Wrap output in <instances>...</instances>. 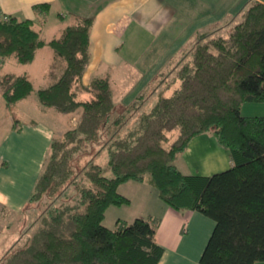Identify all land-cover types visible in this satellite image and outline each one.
Masks as SVG:
<instances>
[{"label":"trees","instance_id":"trees-1","mask_svg":"<svg viewBox=\"0 0 264 264\" xmlns=\"http://www.w3.org/2000/svg\"><path fill=\"white\" fill-rule=\"evenodd\" d=\"M34 10L47 13L49 3ZM92 21L75 16L59 36L44 40L32 19L0 11V61L29 63L49 46L63 66L35 90L38 103L62 113L81 109L75 124L51 139L27 198L43 199L32 231L0 264H159L156 218L117 219L113 228L102 223L108 206L130 202L117 190L127 180H145L178 212L197 210L214 220L201 264L264 261V115L240 112L243 102L264 101V0H249L236 18L198 33L149 92L120 105L107 76L82 82ZM0 90L12 108L34 87L26 74L4 73ZM208 131L228 150L230 166L210 175L182 173L175 157ZM93 143L106 149L110 175L93 160L76 170Z\"/></svg>","mask_w":264,"mask_h":264},{"label":"crops","instance_id":"crops-1","mask_svg":"<svg viewBox=\"0 0 264 264\" xmlns=\"http://www.w3.org/2000/svg\"><path fill=\"white\" fill-rule=\"evenodd\" d=\"M178 2L179 0H0V11L18 19H32L35 29L44 40L59 36L62 28L73 21V17L92 15L93 21L89 32L90 57L82 75V82L87 84L92 76L102 75L107 76L109 80L113 78L116 85L117 76L120 75L117 69L123 64L128 65L131 57L128 56L127 61L124 57L127 56L126 53L120 52L128 32L135 33L136 38L146 40L143 46L149 48L145 52L149 51L148 56L167 57L162 62L167 63L168 67L156 71L161 74L184 56L196 40L198 33L225 25L233 18L226 15L228 4L222 5L221 12L225 13L220 15L221 12L216 8L217 6L211 9L203 8L201 1L196 8L191 5L185 7L184 3ZM247 2L238 10V13ZM39 3H49L47 13L34 10V5ZM236 3L237 0L231 1V5ZM66 17L68 21L62 20ZM55 19H58V22H55ZM50 21L56 25L54 35L42 37L43 29ZM184 28L192 32L186 35L185 40L178 45L173 44L174 32L177 33ZM44 47L51 49L47 45L38 48L34 59L29 63L36 60ZM3 61L4 59L0 63ZM115 71H117L116 74ZM4 73L0 72V76ZM126 89L115 88V91L112 89L113 100L117 105L132 101L122 100ZM247 102L250 103L245 108L248 111L243 108L245 102L240 106L242 114L264 115V101ZM37 106L42 112L47 111L48 107H42L38 102ZM253 107H256L257 111L250 112ZM6 109L11 108L4 105L0 90V112L4 113ZM78 115V113H72L68 116V128L74 125L73 120H76ZM53 133V129L35 119H29L23 123L12 120L0 126V204L13 210L22 208L26 204L41 171L50 141L54 137ZM174 164L184 174L210 175L227 169L231 161L228 150L217 141L212 132L208 131L194 135L187 147L175 157ZM128 181H134L133 185L136 187H142L143 183L151 186L145 180H127L119 184L118 192L130 200L128 204L123 205L133 203V197L122 191V185ZM155 195L160 202L143 199L141 207L130 213V219L123 220L131 221L136 216L157 219L154 238L163 247L159 264H201L199 257L213 229L214 220L197 210L178 212L158 197L156 189ZM255 264H264V261H256Z\"/></svg>","mask_w":264,"mask_h":264},{"label":"rangeland","instance_id":"rangeland-1","mask_svg":"<svg viewBox=\"0 0 264 264\" xmlns=\"http://www.w3.org/2000/svg\"><path fill=\"white\" fill-rule=\"evenodd\" d=\"M179 0L178 3H184L185 7L189 5L196 8L199 7L200 1L202 7L204 8H214L216 7L221 12L222 5L228 4V12L226 15L237 17L238 10L248 1V0H237V3L231 5L232 0ZM197 7V8H198ZM201 7V8H202ZM225 12H221L222 15ZM223 17V16H220ZM62 20L68 21V17ZM58 22V19H55ZM55 24L50 21L43 29L42 37H49L54 35ZM132 30V29H131ZM192 30L181 29L179 32H174L173 44H179L181 41L185 40L186 35H189ZM57 35V34H56ZM133 35V36H132ZM188 37V36H187ZM124 46L120 49L127 56H124L129 64H123L117 70L120 71V75L117 76V84L115 85L114 79L112 78L111 87L115 88H127L123 94V101H130L135 97V93H140L144 88H148V92L155 83L160 80V74L156 71L160 68H167L168 64L162 62L167 57H154L153 55L148 56L147 49L144 46L146 41L144 38H136L135 33L129 34L124 37ZM149 43V41L147 42ZM144 45V46H143ZM129 48V50H128ZM142 51V52H140ZM140 52V53H139ZM154 60V61H152ZM1 64V73L10 72L13 74L25 73L32 81L34 90L28 94L24 99L15 103L11 109H6L4 113L0 112V126H4L15 120L16 122L23 123L29 119H35L37 121H42L44 125L48 128L54 130V137H60L63 129H67L69 125L67 124L68 116L72 113L80 112V108L71 113H62L55 111L52 107H48L46 112H42L38 109L37 99L35 95V90L40 87H45L52 83L56 77L61 72L63 62L59 58H55L53 51L48 47L44 49L37 55V58L32 63H19L15 60L13 56H6ZM115 74L117 71L114 72ZM116 79V78H115ZM170 91H166L165 94H169ZM115 99V98H114ZM244 110L249 106V102L244 103ZM255 104V103H254ZM119 105V104H118ZM256 106V105H252ZM250 112H255L256 107L250 109ZM76 117V116H75ZM72 118V117H71ZM75 119V118H72ZM77 119V117H76ZM74 124L76 120H73ZM72 126V125H71ZM173 133V132H172ZM45 159V158H44ZM89 160H93L103 166V172L106 175H110L109 167L106 160V149L102 147V144L93 143L90 145L87 153L83 154L78 159V165H76V170L79 171L84 165L87 164ZM80 175V172L78 173ZM134 181H128L122 185V191L126 192L128 195L133 197L131 205L114 206L110 205L105 212V218L102 223L113 228L116 225L117 219H130V213L136 211L141 207V201L143 199L149 200L150 202H160L155 195V189L146 183L142 187H136L133 183ZM146 186V187H145ZM147 188V191H146ZM149 191V192H148ZM42 200L32 201L26 203L22 208L13 210L0 204V258L5 255L10 249H14V245L18 246L25 240L26 236L32 231V224L35 218L38 216L40 209L42 208ZM120 217V218H119Z\"/></svg>","mask_w":264,"mask_h":264}]
</instances>
